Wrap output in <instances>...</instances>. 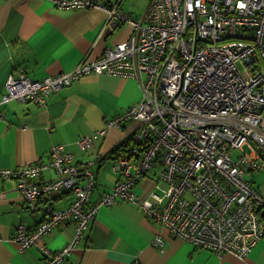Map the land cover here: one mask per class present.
<instances>
[{
  "label": "built area",
  "instance_id": "1",
  "mask_svg": "<svg viewBox=\"0 0 264 264\" xmlns=\"http://www.w3.org/2000/svg\"><path fill=\"white\" fill-rule=\"evenodd\" d=\"M55 5L106 9L105 30L127 22L133 34L69 73L33 80L21 70L6 82L0 106L12 100L45 105L51 94L91 74L136 78L143 100L78 143L87 150L111 128L130 122L140 128L133 136L134 158L130 150L118 153L121 181L94 204L95 160L74 165V155L62 146L52 148L47 164L0 168V178L16 179L29 203L57 192L75 195L65 209L47 207L46 219L33 230L20 224L14 241L22 250L38 247L49 264H62L100 207L124 201L175 238L219 255L247 257L264 238V196L255 185L264 169V0H150L139 18L93 0H55ZM46 169L54 170L56 178L34 182ZM149 173L158 178L157 187L143 199L134 187ZM64 224H72L76 236L62 250L50 251L44 238ZM154 243L164 245L161 236Z\"/></svg>",
  "mask_w": 264,
  "mask_h": 264
},
{
  "label": "crops",
  "instance_id": "2",
  "mask_svg": "<svg viewBox=\"0 0 264 264\" xmlns=\"http://www.w3.org/2000/svg\"><path fill=\"white\" fill-rule=\"evenodd\" d=\"M108 8H119L129 18H139L148 7L144 0H93ZM150 1V0H149ZM108 11L103 8L66 10L55 0H0V99L6 82L24 70L33 80H43L74 70L83 60L100 58L105 50L127 41L133 26L127 22L105 30ZM139 79L109 74H91L54 92L45 105L12 100L0 106V168L17 170L31 164H47L51 150L62 146L74 155L72 164L97 162L90 203L98 202L121 181L116 171L119 150L126 146L132 156L137 122L111 128L94 139V146L83 150L79 138L96 136L107 121L143 100ZM141 152L136 151V157ZM57 174L46 169L34 178L43 183ZM154 173L139 180L134 192L149 198L156 183ZM80 185L87 180L81 178ZM257 187V186H256ZM258 188V187H257ZM264 196V191L258 188ZM75 199L70 191L46 194L29 203L14 178H0V264H49L38 247L22 250L14 241L17 228L25 224L36 228L47 217L46 208L62 210ZM76 236L72 224L60 225L44 238L50 251H60ZM161 236L164 245L154 243ZM264 264V238L247 257L219 255L191 242L171 236L162 224L150 220L136 205L117 201L101 206L84 238L62 264Z\"/></svg>",
  "mask_w": 264,
  "mask_h": 264
},
{
  "label": "rangeland",
  "instance_id": "3",
  "mask_svg": "<svg viewBox=\"0 0 264 264\" xmlns=\"http://www.w3.org/2000/svg\"><path fill=\"white\" fill-rule=\"evenodd\" d=\"M147 1H148V3H149V0H144V2L147 4ZM133 139V138H132ZM96 161V160H95ZM97 164V162H95V165ZM94 165V166H95ZM78 166V165H77ZM94 166H92V169H93V167ZM94 171V170H93ZM94 176H95V171H94ZM157 180H158V178H155L154 179V182L156 183V186H155V188H154V190L151 192V194L156 190V187H157ZM255 185L258 187V188H260L262 191H264V169L263 170H261L260 172H258L257 174H256V178H255ZM115 188V186L113 187V189ZM112 189V190H113ZM58 193V192H57ZM151 194H150V196H151ZM150 196H149V198H150ZM149 198H145V199H149Z\"/></svg>",
  "mask_w": 264,
  "mask_h": 264
},
{
  "label": "trees",
  "instance_id": "4",
  "mask_svg": "<svg viewBox=\"0 0 264 264\" xmlns=\"http://www.w3.org/2000/svg\"><path fill=\"white\" fill-rule=\"evenodd\" d=\"M132 139V138H131ZM131 144V140L130 138H128V140H126L125 142H123L122 144L118 145L116 147V149H114V151L111 154H117L119 150H122V148H125L126 146Z\"/></svg>",
  "mask_w": 264,
  "mask_h": 264
}]
</instances>
